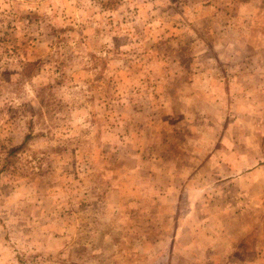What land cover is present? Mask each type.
Listing matches in <instances>:
<instances>
[{"label": "rangeland", "instance_id": "374dc122", "mask_svg": "<svg viewBox=\"0 0 264 264\" xmlns=\"http://www.w3.org/2000/svg\"><path fill=\"white\" fill-rule=\"evenodd\" d=\"M20 144L0 264H264V0H0Z\"/></svg>", "mask_w": 264, "mask_h": 264}, {"label": "trees", "instance_id": "16d2710c", "mask_svg": "<svg viewBox=\"0 0 264 264\" xmlns=\"http://www.w3.org/2000/svg\"><path fill=\"white\" fill-rule=\"evenodd\" d=\"M21 153H24V150H22V144L6 149V156L2 160L0 166V177L18 174L20 167L16 165V161L17 159L19 160V155Z\"/></svg>", "mask_w": 264, "mask_h": 264}, {"label": "crops", "instance_id": "0c3cea01", "mask_svg": "<svg viewBox=\"0 0 264 264\" xmlns=\"http://www.w3.org/2000/svg\"><path fill=\"white\" fill-rule=\"evenodd\" d=\"M236 248H237V244L235 245V249L234 250H236ZM231 256L237 257V256H240V255H239V253H235L234 252V253L231 254Z\"/></svg>", "mask_w": 264, "mask_h": 264}]
</instances>
